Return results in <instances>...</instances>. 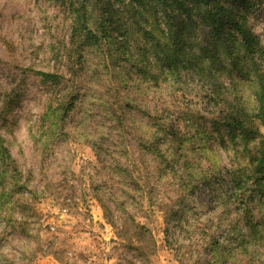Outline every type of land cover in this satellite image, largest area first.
Returning <instances> with one entry per match:
<instances>
[{
	"label": "rangeland",
	"instance_id": "374dc122",
	"mask_svg": "<svg viewBox=\"0 0 264 264\" xmlns=\"http://www.w3.org/2000/svg\"><path fill=\"white\" fill-rule=\"evenodd\" d=\"M248 1L261 50H240L234 67L216 44L210 77H173L117 32L73 47L75 0H0V134L13 161L0 166V264H264V193L253 180L234 188L245 152L219 120L251 114L250 57L264 69V0ZM192 33L195 54L211 49L207 27Z\"/></svg>",
	"mask_w": 264,
	"mask_h": 264
},
{
	"label": "trees",
	"instance_id": "16d2710c",
	"mask_svg": "<svg viewBox=\"0 0 264 264\" xmlns=\"http://www.w3.org/2000/svg\"><path fill=\"white\" fill-rule=\"evenodd\" d=\"M75 3L76 6L71 5L73 47H98L106 39H111V33L117 32L121 34L124 49L128 50V42L135 43L137 51L145 47L143 56L150 54L161 70L173 77L183 71L210 77L219 60L216 44L234 67L239 65L237 55L240 50L249 56L261 50L257 36L249 29L251 6L248 0H75ZM120 15L122 17L117 21ZM201 26L208 28V44L213 43V46L210 50L203 49L200 56L194 53L192 30ZM204 58L207 62L203 61ZM250 59L255 87L253 111L246 114L239 108L236 113H227L219 120L223 119L231 143H241L245 152L248 171L233 175L234 188L241 191L249 180H253L264 193V138L258 146L251 141L259 135L258 127H264V69L257 67L253 56ZM39 76L44 82L58 83L61 80V77L48 73H39ZM159 131L179 141L172 129L169 131L168 128L166 132L160 128ZM12 163L0 134L2 172ZM0 176L4 175L1 173ZM3 182L4 178L1 184ZM246 217V225L255 228L250 216Z\"/></svg>",
	"mask_w": 264,
	"mask_h": 264
}]
</instances>
